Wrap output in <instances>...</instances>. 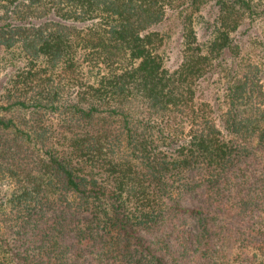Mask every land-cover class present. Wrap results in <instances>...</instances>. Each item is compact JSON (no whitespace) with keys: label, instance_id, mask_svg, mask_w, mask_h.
Listing matches in <instances>:
<instances>
[{"label":"trees","instance_id":"obj_1","mask_svg":"<svg viewBox=\"0 0 264 264\" xmlns=\"http://www.w3.org/2000/svg\"><path fill=\"white\" fill-rule=\"evenodd\" d=\"M256 19L264 0H0V264H264Z\"/></svg>","mask_w":264,"mask_h":264},{"label":"rangeland","instance_id":"obj_2","mask_svg":"<svg viewBox=\"0 0 264 264\" xmlns=\"http://www.w3.org/2000/svg\"><path fill=\"white\" fill-rule=\"evenodd\" d=\"M191 8L192 7L187 3L181 7V9L184 11H188ZM181 9L179 10L178 7L174 9H167L163 20L156 25V28L159 29L163 35L162 45L160 47L161 53L163 55V61L164 64L169 67L173 66L176 61L177 45L179 40V21L180 15L182 14ZM201 9V16L198 18L206 19L209 16V11H206V9L203 7ZM240 30L236 33V36L241 38L244 42L245 46L243 47V55L259 64L261 68L260 80L264 89V66L262 65L264 62V51L260 49V46L258 45L259 36L264 30L263 22L260 19H256L251 21V23L248 25L245 23L243 28ZM199 31L201 34L204 33V30ZM10 71L11 65H6V67H3L1 78L5 79ZM210 79L211 78L203 79L199 82V85L196 89V97L199 99L209 100L212 103L213 99H216L214 96L220 97L222 94V89L217 87L218 83L212 82ZM1 189L2 192L6 188L3 185Z\"/></svg>","mask_w":264,"mask_h":264}]
</instances>
